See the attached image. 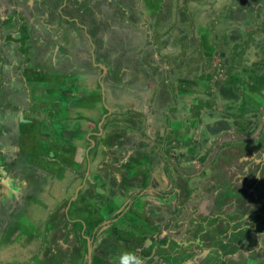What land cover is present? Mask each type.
<instances>
[{
  "label": "crops",
  "instance_id": "1",
  "mask_svg": "<svg viewBox=\"0 0 264 264\" xmlns=\"http://www.w3.org/2000/svg\"><path fill=\"white\" fill-rule=\"evenodd\" d=\"M210 1L0 0L1 261L16 255L13 264H264V217L252 218L251 211L244 213L245 207L240 217L232 218L240 201L252 204L263 191L264 178L258 179L264 175L262 168L256 173L250 169L264 159L248 148L239 156L237 133L248 132L240 118L239 125L226 116L209 119L212 114L231 113L235 102L229 86L264 91V82L254 79L262 77L247 78L229 68L227 79L221 81L219 66H214V79L208 78L205 86L188 76L206 88L202 95L188 96L183 92L187 86L196 90L181 73L188 64L168 76H162L167 69L161 70L164 59L158 69L151 64L161 51L181 49L185 55L192 47L183 38L189 34L200 37L195 44L199 55L205 52L198 59L201 65L218 62L221 56L213 60L214 52L217 56L227 49L233 36L227 40L225 35L237 34L238 24L231 31L213 24L210 37L206 25L224 13L216 11L215 0ZM230 11L231 7L225 12L231 15ZM164 24L179 32H159ZM120 30L121 37L113 39V32ZM213 35L222 40L211 44ZM139 67L151 68L159 86L146 77L137 84ZM112 75L115 83L109 81ZM165 77L172 83L179 79L182 90H169L163 85ZM179 93L185 102L178 100ZM115 98L121 102L116 104ZM244 99L252 108L253 99ZM122 114L132 116L134 128H139L127 133L104 130L113 115ZM30 115L39 122L33 140L32 132L23 133ZM150 132L161 136L168 150L177 151L178 159H197L192 167L198 171L192 174L182 161L176 167L179 174L184 168L193 186L188 187V196L170 188L157 198L151 194L161 190L140 182V162L147 158L142 147ZM205 140L210 142L204 145ZM94 141L103 145L105 156L93 157V150L86 165L82 151ZM153 148L167 167L166 152L157 143ZM208 157L213 159L211 171L201 167ZM239 164L246 165L238 171ZM163 181L170 184L169 176ZM57 184L60 188L52 198L48 192ZM23 213L24 224L19 225L16 221ZM32 220L38 224L30 232L25 225ZM219 220L223 224L217 231Z\"/></svg>",
  "mask_w": 264,
  "mask_h": 264
},
{
  "label": "rangeland",
  "instance_id": "2",
  "mask_svg": "<svg viewBox=\"0 0 264 264\" xmlns=\"http://www.w3.org/2000/svg\"><path fill=\"white\" fill-rule=\"evenodd\" d=\"M211 2L210 0H208V3ZM214 5L216 7V11L219 10H223V12H221L220 17L215 18V19H210L211 23H208L206 25L208 31L210 32V37L212 35V26L214 25H218L220 27H222V29H226V30H230L231 29H236V24H238V33H234L230 34L228 33V35H225V38L227 40H229V36L232 35L233 39L232 41L229 40V43L227 45V49H223L221 51H219V54H217L216 56V52H214L213 54V60L217 59V57H219V55L221 56L220 59H218L217 63H213L212 61H208L206 63H204L205 65H201L200 61L198 59H200L201 57L205 56V52H203L202 55H199L200 50L196 47V40L198 38H200L198 35L194 34L191 35L189 34L188 37L186 35H184V39L188 41L189 45H191L192 47L188 50L185 51V55H182V50L181 49H174L172 51H161L159 54V60L156 61V64H154L153 62L151 64H153L155 69L159 68V64L162 61L161 59H164V65L163 68H161V70H164V66H167L166 70H164L162 72V76H168L171 74L172 70H177L179 71L181 69L180 65L184 64H188L185 65L182 68L181 73L185 75L186 80H188L190 83V85H194L196 90L191 91L192 88H189L188 86L186 87V90H184L183 92H187L188 94H204V89H202L201 84L203 86H205V79L206 77L209 75L211 77V79H214V72H215V68L214 66H219V71L217 73V77L222 79H227L226 74H229L228 70L229 68L234 69L238 72H241L242 75L246 76L247 78H250L252 75H260L262 77V79H257L254 78L255 81L259 82L262 81L264 82V0H222L220 2V4H218V0H215ZM176 6V3L174 4ZM231 7V11L229 15V12H225L228 10V8ZM224 14V15H223ZM223 15V16H222ZM231 16V17H230ZM187 23L190 22V20H185ZM146 20L143 22L145 23ZM159 22V20H158ZM199 23H201L200 21H198ZM142 23V22H141ZM197 26L199 27L200 25L197 24ZM7 27V26H5ZM189 27V24H188ZM146 29L151 32L152 31V27L149 30L148 28V23L146 26ZM176 30V34L179 32V30H177V28H174V25H168V24H164V28H160L159 32H163L165 33H170L171 31ZM114 38L116 39V37L118 38L119 36L121 37L122 35V31L120 30V32L118 33V31H114ZM153 34V38L155 35V31L153 30L152 32ZM184 34V31H183ZM179 40H182V38L180 36H178ZM222 40V36H214L212 37L211 40V44H215L218 43ZM173 41H175V38H173ZM209 41V40H208ZM155 42V41H154ZM236 42V43H234ZM127 54V52H126ZM208 59V57H207ZM212 59V58H211ZM84 60V59H83ZM81 60V61H83ZM209 60V59H208ZM174 61V62H173ZM210 63V64H209ZM219 64V65H218ZM175 65V66H174ZM80 67L83 66V63H80L79 65ZM240 67V68H239ZM247 69H246V68ZM249 67V68H248ZM142 69L144 71H142ZM253 69L255 71H253ZM86 70H88V73L90 72V67H88ZM151 68H146V67H139L137 74H136V82L137 84H139V82L141 80L144 79V77H146L147 79H152L154 80V84L153 86H159V77L157 78V76H155L153 73L151 72ZM152 73V74H151ZM198 73V74H197ZM207 73V75L205 74ZM161 75V74H160ZM96 76V75H93ZM188 76H191L194 79H199L198 76H202L204 77V79H199L201 80L200 83L195 82L194 80L192 81V79ZM166 82H163L164 86H168V89L171 87L174 91L178 90V92H180L181 90L179 89V79L178 82L176 83H172V79L171 77H165V79H162ZM66 81V80H64ZM109 81L110 82H114L115 83V79L112 76L109 77ZM240 82V79L237 80V83ZM114 83H110V86L112 87H116L117 85ZM149 85V84H148ZM114 87V88H115ZM199 87V88H198ZM228 86L226 85L225 87L223 86V89L227 88ZM121 88V87H120ZM262 88H264V85L262 86ZM123 89H130V88H123ZM138 89V87L136 88ZM228 90L233 94V101L234 103V108L231 109V113L229 112H220L219 114H212L209 115V119L213 120V118L218 117L217 119H220V116H226L228 117L232 123H237L238 125L241 124V121L243 122L242 118L247 119L249 122L247 124L248 127V132H238L237 133V140L236 144H237V152L239 153V156H242L244 154V152L246 151V149L248 148L251 152H253L256 156V158H260L264 159V91L263 89H257V90H253L252 92H248L246 90L245 87L243 86H234L231 87L229 86ZM193 92V93H191ZM183 95V94H182ZM181 93H179V97L178 100L185 102L183 99ZM151 96V95H150ZM189 96V95H188ZM250 97L253 99V101L255 103L252 106V108H248V111L246 113L243 114H239V115H243V117L240 119L237 116H234V112L237 111L235 108H240L245 104H249L251 103V101L244 99L245 97ZM115 102L116 104L121 102V101H117V99L115 98ZM192 103L189 100L190 104L189 106H192ZM212 103L216 104L215 100H212ZM250 110V111H249ZM191 112V111H190ZM51 113V112H50ZM123 114L126 113L125 110H123L122 112ZM192 113V112H191ZM144 114H147L146 112ZM120 115V114H117ZM30 125H27L26 129L23 131L24 135H26L29 132L33 133V136L31 137V139H34V131L35 133L38 132L39 130V122H37L38 120L36 119L35 116L30 115ZM114 116V115H113ZM110 117V115H109ZM126 117V116H125ZM131 119V117H129ZM110 120V119H109ZM132 120V119H131ZM134 124H136L134 122ZM133 124V125H134ZM59 125V123H58ZM62 128L61 126H55V128ZM54 128V129H55ZM139 128V127H137ZM135 128V129H137ZM145 132H146V127L143 126ZM182 128V126H181ZM35 129V130H34ZM105 129H110V125L108 124L107 126H105ZM58 130V129H57ZM57 130L55 131V133L57 132ZM130 130V129H129ZM251 130V132H249ZM117 132V131H122V128H120V126H117L116 129H113L112 132ZM125 133L128 132V130H124ZM133 131V130H130ZM132 133V132H131ZM153 132H150L149 135L147 134V137L145 138V144L144 147H142L144 150H146L147 153H145V156H147V158H142V161L140 162V167H139V171L142 175H145L146 178H142L141 179V183H149L148 185L152 188H156L155 190H161L162 192H158V193H153L151 195H154V197L157 198H162L164 197V193H168V190L170 192V188L172 189H176L178 188V190L181 191V193L184 195V197L188 196L187 193H189L188 187H193L188 180L186 179L187 177H185L184 175V168L181 170V173H178V170L176 169L177 166L180 165L181 161L180 159H178L177 155V151H174V149L168 150L167 146H164V144L162 143L161 140V136L156 138V135L152 136ZM100 135V134H99ZM211 140V139H210ZM210 140H205L204 145L208 144L210 142ZM247 140V141H245ZM24 142L26 143V146L29 148H32L31 146V141L25 137ZM89 142V140H88ZM242 142V143H240ZM159 144V146L161 147V149H163L166 152V161H167V167L165 164V158L164 161H160L159 156L156 157L154 154L156 152V148H153L155 146V144ZM79 144V143H78ZM89 144V143H88ZM197 144V143H195ZM94 145L97 146L96 141H94V143L92 144V146L89 148V153L86 156V149L87 146H85V148H83L82 151V155L81 157H86V165L88 164V158H90V154L92 153V151L94 150ZM100 145V144H98ZM102 145V144H101ZM194 145V144H193ZM103 146V145H102ZM79 147H83L80 146V144L78 145ZM198 149H196L197 151ZM136 150H135V154H136ZM85 154V155H84ZM124 152L121 150V157L124 156ZM199 154V153H197ZM102 156H105V153L102 151L101 152ZM246 155V154H244ZM100 156V155H99ZM97 156V157H99ZM96 157V158H97ZM155 157V158H154ZM190 158V157H189ZM141 159V158H139ZM206 162L203 161V163H201V167L209 171H211V169H209L210 167H212V162L213 159L210 160V157L205 158ZM185 160L188 162V164L185 162ZM191 160H187V158H183L182 166L186 167L187 165V174H192L196 171H198V168L192 167V163L195 162L196 160L192 161ZM210 161V162H209ZM264 163V161H263ZM263 163H255V168L250 169V171H252L253 173H256V170L262 168L260 170L261 174H264V165ZM240 165V168H239ZM238 165V171L242 170L243 167L246 164H239ZM167 168L168 171H166L164 168ZM164 171L167 173V175H164ZM215 172V171H214ZM172 174V175H171ZM174 174V176H173ZM169 176L170 178V184H168L166 181H163L165 179V177ZM173 176V178H172ZM259 178H262V182H263V178L264 175L261 176L259 174ZM162 177V178H161ZM181 178V179H180ZM67 181H71L72 183V178H67ZM155 182L156 186L152 185L151 183ZM165 182V183H164ZM70 183V184H71ZM70 184H68L70 186ZM81 185V183H79L77 185V187H79ZM170 185L172 187H170ZM60 188V186L57 185H53L52 188L50 189L49 196L53 198L52 196V192L53 191H58ZM169 188V189H166ZM163 190H166L165 192ZM263 191L260 192V195H257V198L254 199L252 201V204H250L249 202L247 203L246 200H242L240 201V205H237V211L233 214L232 218H237L241 216V210L244 209L245 207L247 208L245 212H249L251 211L252 214V218H254L255 215H259L261 217H264V189H262ZM196 191V190H195ZM186 192V193H185ZM227 192V191H226ZM224 194V193H223ZM63 194H60L59 196H62ZM174 193L172 194V199ZM180 195V194H179ZM190 195V194H189ZM225 195V194H224ZM166 197V196H165ZM188 198V197H187ZM220 197L216 198L215 200H218ZM59 204V202L56 204V206ZM249 207H252L251 209H249ZM42 211L37 212L39 216L42 215ZM196 213V211H195ZM196 218H198V216H196ZM207 218V216L205 217ZM190 219H192L190 217ZM194 220V219H192ZM198 220V219H197ZM254 221V220H253ZM19 225L24 224V213L22 214V218L19 221H16ZM38 224L37 220H32L31 224H26L25 228L32 232L35 231V228ZM222 221H218V224L216 225L217 227V231L221 230V225H222ZM123 229V228H122ZM241 238H239L238 241H240ZM244 241H248L247 238L243 239ZM24 245H27V242L24 240ZM166 250V247H165ZM168 252V251H166ZM14 258L9 259L10 261L17 259L16 255H13ZM10 261H1V255H0V264H13L14 262H10ZM128 262L132 261V260H127ZM145 261V260H144ZM170 261V262H169ZM169 261L167 263H171V259H169ZM142 264V262L140 263ZM159 264H165L163 261H159Z\"/></svg>",
  "mask_w": 264,
  "mask_h": 264
},
{
  "label": "water",
  "instance_id": "3",
  "mask_svg": "<svg viewBox=\"0 0 264 264\" xmlns=\"http://www.w3.org/2000/svg\"><path fill=\"white\" fill-rule=\"evenodd\" d=\"M110 125V129L109 131H112L113 129H116L117 126H120V128H122V130H133L135 129L134 128V125H133V121L129 118V117H125V115L122 114V117H115V116H112V118L108 121L107 125ZM108 130V129H107ZM247 141V140H245ZM88 150L89 148H87V153H88ZM104 150V147L102 145L100 146H96L94 147V154H93V157H97L99 155H101V152ZM90 158H88V161H89ZM89 168V166H88ZM122 195L124 193H121ZM224 194H226V192H224ZM133 199V198H132ZM128 204H132V203H128ZM88 248H89V245H88ZM188 249H193L190 245L188 246ZM89 252H90V248L88 250V256H89ZM189 251L187 250L186 253H188ZM89 260V258H88Z\"/></svg>",
  "mask_w": 264,
  "mask_h": 264
},
{
  "label": "trees",
  "instance_id": "4",
  "mask_svg": "<svg viewBox=\"0 0 264 264\" xmlns=\"http://www.w3.org/2000/svg\"><path fill=\"white\" fill-rule=\"evenodd\" d=\"M198 78L199 79H204V77H202V76H198ZM208 78H210V76L208 75L207 77H206V79H205V81H207V80H209ZM201 81V80H200ZM168 87V86H167ZM172 88L170 87L169 88V90H171ZM248 108L249 107H247V104H245V105H243L242 107H240V108H235L237 111H235L234 112V116H237V117H243V115H239V114H243V113H246L247 111H248ZM250 111V110H249ZM239 117V118H240ZM243 119V124H245V125H247L248 124V121H247V119H245V118H242ZM134 198V197H133Z\"/></svg>",
  "mask_w": 264,
  "mask_h": 264
},
{
  "label": "flooded vegetation",
  "instance_id": "5",
  "mask_svg": "<svg viewBox=\"0 0 264 264\" xmlns=\"http://www.w3.org/2000/svg\"><path fill=\"white\" fill-rule=\"evenodd\" d=\"M132 118H133V117L131 116V119H132ZM132 121H133V120H132ZM133 124H134V122H133ZM140 177H141V179H142V178H146V176H145V175H142V174H141ZM151 185L156 186L155 182H152Z\"/></svg>",
  "mask_w": 264,
  "mask_h": 264
}]
</instances>
